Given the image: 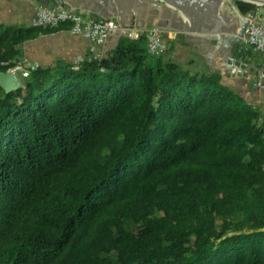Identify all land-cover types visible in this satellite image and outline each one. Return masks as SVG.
<instances>
[{"label":"trees","instance_id":"obj_1","mask_svg":"<svg viewBox=\"0 0 264 264\" xmlns=\"http://www.w3.org/2000/svg\"><path fill=\"white\" fill-rule=\"evenodd\" d=\"M69 26L0 24V63ZM148 40L0 85V264H264V112Z\"/></svg>","mask_w":264,"mask_h":264},{"label":"water","instance_id":"obj_2","mask_svg":"<svg viewBox=\"0 0 264 264\" xmlns=\"http://www.w3.org/2000/svg\"><path fill=\"white\" fill-rule=\"evenodd\" d=\"M59 1L63 2V4H68L72 9L79 8L103 17L115 16L119 22V27L114 29L108 38L110 39L109 42L114 43L113 47L118 44L121 35H129L128 31L123 28L135 27L138 24L141 28H144L145 23L155 18H157L158 22L163 23L167 29L184 31L191 37L206 38L208 40L215 39L216 42L211 43L214 46V50H218L223 45H228V51L225 53L227 57L223 58L227 65H223L221 61L224 69L236 66L235 44L243 41L250 18L254 15L253 11L244 14L235 0ZM226 1L229 3V7H232V10L224 7ZM257 1L264 4V0ZM138 9L142 10V14L135 20ZM186 16L191 22L184 19ZM181 21L184 23L183 26H180ZM230 24H235L237 30L226 32L224 28ZM209 56L213 59L214 53ZM22 84L19 75L14 70L0 71V85L7 91L14 90Z\"/></svg>","mask_w":264,"mask_h":264},{"label":"crops","instance_id":"obj_3","mask_svg":"<svg viewBox=\"0 0 264 264\" xmlns=\"http://www.w3.org/2000/svg\"><path fill=\"white\" fill-rule=\"evenodd\" d=\"M58 3L61 2H54V4L52 2L50 4L56 5ZM224 7H227L228 10H232V7H229V3L227 1ZM35 13L36 12L34 11V14L28 20L31 21ZM30 21L21 23L29 25ZM135 27L141 28L139 24ZM60 32L65 33L63 35H60L59 38L51 40L46 45L38 42L33 45L32 50L26 51V55L28 57H26L27 60L25 61V67H23L26 69V65L29 67L40 65L35 60V56L38 53H42L45 57H57L55 60L67 59L77 62L78 60H76L75 58L78 56H108V51L106 50L111 49L114 46V43L109 42L110 39H108L107 43L105 42L104 44H100L99 46V44L92 42L84 35L74 34L70 30L57 31V33L59 34ZM67 36L70 37V39H65V37ZM164 37L167 42L172 44V48L168 51L167 54L179 63L182 59L183 53L188 54V57L186 59L188 63H191V53L202 52L203 45L201 44V42L198 39H193L184 31H177L166 28L164 30ZM195 41H199L200 43H196ZM224 57L225 56L223 54L216 52L213 59L207 58V61V59L205 58L204 60L208 66L209 71L219 70L223 75L222 82L224 84L229 85L232 89L241 93L251 106L259 105L264 109V84L262 86L257 84L258 75L264 69V55L261 56L258 60L253 61H250L249 56L247 55L243 57L236 56L237 58L235 63L238 64H236L234 68L230 69H224L222 67V63L223 65H227V62L223 61ZM49 61L50 60H48L46 64H49L54 60H52L51 62Z\"/></svg>","mask_w":264,"mask_h":264},{"label":"built area","instance_id":"obj_4","mask_svg":"<svg viewBox=\"0 0 264 264\" xmlns=\"http://www.w3.org/2000/svg\"><path fill=\"white\" fill-rule=\"evenodd\" d=\"M263 4H257L254 15L250 18L247 28L246 41H248L256 50L264 51V13L262 12ZM34 24L60 25L69 23V30L74 34H81L89 38L92 42L104 44L110 37L111 32L119 27V22L115 16L94 17L89 11L82 9H72L70 6L59 3L56 5L43 4L36 8V13L31 20ZM130 36L139 35L143 28L125 27ZM163 41L157 31L154 32L151 46H147L149 52L161 51ZM159 56V54H155ZM78 63L79 60H78ZM16 73L24 70V75H29V70L21 64L12 68ZM260 85L264 84V72L261 74Z\"/></svg>","mask_w":264,"mask_h":264},{"label":"rangeland","instance_id":"obj_5","mask_svg":"<svg viewBox=\"0 0 264 264\" xmlns=\"http://www.w3.org/2000/svg\"><path fill=\"white\" fill-rule=\"evenodd\" d=\"M245 1H249V0H245ZM50 3H52V0H0V24L29 22L30 20H28V19L31 18V16L34 14V11L36 12V8L38 6L43 5V4H50ZM61 3L63 4V2H61ZM53 4H51V5H53ZM144 11H145V9H144ZM262 12L264 13V4L262 6ZM136 13H137V18L135 20H137L141 16L142 10L138 9L136 11ZM64 33L65 32H60V34L57 32H48V33L41 34L36 38L29 39L26 42H24V44L22 45V50H23L22 52H23V54H25V56H24L23 62H21L19 64H21L22 66L25 67V61L27 60L26 57H28L26 55V51L32 50L34 44L41 42L43 45H46L51 40L59 38L60 35H63ZM65 39H70V37L67 36V37H65ZM195 39H198L201 42V44L203 45L202 52L191 53V58H192L191 63H188V61L186 59L188 57V54L183 53L180 63L184 67H189L192 70L207 72V71H209V69H208V66L205 63L204 59L205 58L210 59L211 57L209 55L212 53H214L213 58L215 57L216 49L214 50V46L211 45V43H215L216 40L214 39V41H215L214 42L213 40L197 38V37ZM199 41H195V42L200 43ZM241 43L243 44V47H247V45L253 47L245 39H243V41ZM253 50H254V54L259 56V57L264 55V51H262V50H256L254 47H253ZM243 55H244V53H240L235 48V53H234L235 57L236 56L243 57ZM35 57L37 58V59L35 58L36 62L39 63L40 65L46 64V62L48 60H50L49 62H51L52 60H55L57 58L54 56L53 57H45L42 53H38ZM79 58H80V56L76 57L75 59L79 60ZM208 59H207V61H208ZM13 67L14 66H12L9 61H2L0 63V71L1 70H3V71L12 70ZM26 67H27V65H26ZM263 72H264V69L258 75V79H257L258 85H260L259 81H260L261 74ZM18 75L20 77L21 82H25L27 80V78L30 77L29 75L28 76L24 75V70H19ZM260 86H262V85H260ZM261 109L264 112V109L263 108H261ZM164 245L167 246L168 243L164 242Z\"/></svg>","mask_w":264,"mask_h":264},{"label":"bare ground","instance_id":"obj_6","mask_svg":"<svg viewBox=\"0 0 264 264\" xmlns=\"http://www.w3.org/2000/svg\"><path fill=\"white\" fill-rule=\"evenodd\" d=\"M254 1H256V2H254ZM254 1H252V2L255 3L256 5L260 3L257 0H254ZM184 19H187L188 21L191 22V20L187 16L184 17ZM183 25H184V23H183V21H181L180 22V26H183ZM165 29H166L165 25L163 23H161V22H158L157 18H155L154 20L145 23V27L143 28L142 32L139 33V35H133V36L121 35V36H128V37H132L134 39H140V37L143 35V33H146V35H148V38H149V40H148L146 45L147 46H151V44L153 42L154 32L157 31L159 33V35H160L161 40L163 41V45L161 46V51L160 52L152 51L150 53H152L154 55L155 54H159V56H164V55H168L167 54L168 51L172 48V44L165 40V37H164V30ZM224 29H225L226 32H230V31H233V30H237V26L235 24H230V25L226 26ZM246 34H247V29H246ZM246 34H245L244 38H246ZM192 38L194 39L196 37H192ZM197 38H199V37H197ZM203 39H206V38H203ZM237 44L238 43L235 44V48H236ZM227 51H228V45H223L221 48L216 50L217 53H220V54H223V55H225V53ZM225 57H227V55H225ZM79 62L82 63V64H86L88 62V57H83V56L81 57L80 56Z\"/></svg>","mask_w":264,"mask_h":264},{"label":"clouds","instance_id":"obj_7","mask_svg":"<svg viewBox=\"0 0 264 264\" xmlns=\"http://www.w3.org/2000/svg\"><path fill=\"white\" fill-rule=\"evenodd\" d=\"M66 5V4H65Z\"/></svg>","mask_w":264,"mask_h":264}]
</instances>
